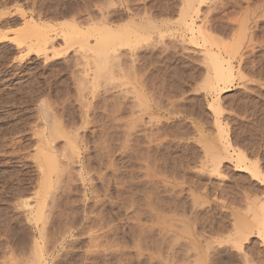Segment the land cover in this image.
<instances>
[{
  "label": "rangeland",
  "instance_id": "rangeland-1",
  "mask_svg": "<svg viewBox=\"0 0 264 264\" xmlns=\"http://www.w3.org/2000/svg\"><path fill=\"white\" fill-rule=\"evenodd\" d=\"M195 1L0 0V264H264V0ZM43 138L65 171L41 223Z\"/></svg>",
  "mask_w": 264,
  "mask_h": 264
},
{
  "label": "bare ground",
  "instance_id": "bare-ground-1",
  "mask_svg": "<svg viewBox=\"0 0 264 264\" xmlns=\"http://www.w3.org/2000/svg\"><path fill=\"white\" fill-rule=\"evenodd\" d=\"M188 1H189V3H188ZM192 1V2H191ZM193 1H195V0H187V2H186V0H185V3L186 4H188L189 6H188V8H189V10H191V9H194L195 8V5L193 4L194 2ZM200 1H202V0H200ZM204 1V0H203ZM197 2V0L195 1V3ZM199 2V1H198ZM197 2V3H198ZM184 3V4H185ZM200 3V2H199ZM200 6V5H199ZM184 7V6H183ZM181 10H182V8H181ZM197 10V9H196ZM199 10V9H198ZM184 11V13L185 14H187L186 12H187V10H186V12H185V9L183 10ZM183 11H181L182 13H183ZM173 12V11H172ZM189 12H191V11H189ZM195 13V14H194ZM193 13V15H196V13H198V14H200L199 12H194ZM207 13H209V12H207ZM212 13V12H211ZM185 14H183V15H185ZM197 14V15H198ZM205 14V13H204ZM210 14V13H209ZM178 15H180V14H178ZM182 14L180 15L181 17L183 16ZM180 17V19H182ZM188 17V18H187ZM189 17L190 16H186V18L187 19H189ZM197 17V16H196ZM105 18V17H104ZM108 18V17H107ZM179 18V17H178ZM244 18V17H243ZM110 19V18H109ZM207 19V18H206ZM210 19V18H209ZM214 19V18H213ZM248 19V18H247ZM256 19V18H255ZM108 20V19H107ZM169 20V19H168ZM201 20V19H200ZM35 21V20H34ZM33 20L31 21V20H29L27 23H26V26H25V28L26 29H32L31 31H33V30H35L36 31V34H39V33H41V34H43V36L44 35H47L48 34V32H47V34H46V31L47 30H49L50 28H52V27H50V28H48V25L47 26H42V25H40L39 23H37V22H34ZM77 21V20H76ZM110 21V20H109ZM108 21V22H109ZM167 21V20H166ZM179 21V20H178ZM202 21V20H201ZM207 21H209V20H207ZM241 21V20H240ZM248 21V20H247ZM169 22V21H168ZM181 22H182V25H183V22H185L184 23V26L183 27H185V31H186V33H188V34H186V36H189V39H187L188 41H191V40H194L195 39V37H197L196 36V32L198 33L199 31L196 29V27L194 26L195 25V23H194V17L193 16H191V18L189 19V20H185V18H184V21H182L181 20ZM202 23V22H201ZM206 23V22H205ZM209 23V22H208ZM257 23V22H256ZM79 24V23H78ZM198 24V23H197ZM242 24H243V22H242ZM201 25V24H200ZM205 25H207V24H205ZM95 26V25H94ZM243 26V25H242ZM29 27V28H28ZM93 27V26H92ZM100 27V26H99ZM102 27H103V25H102ZM209 27V26H208ZM241 27V24L239 25V28ZM245 27H246V25H245ZM74 28H75V30L76 31H79V29L77 30V28L78 27H76L75 25H74ZM107 28V27H106ZM200 28V27H199ZM211 28V27H210ZM238 28V29H239ZM244 28V27H243ZM99 29H101V28H99ZM176 29V28H175ZM200 29H202V28H200ZM199 29V30H200ZM241 29V28H240ZM239 29V30H240ZM245 29V28H244ZM243 29V30H244ZM52 30V29H51ZM50 30V31H51ZM93 30H94V28H93ZM102 30V29H101ZM217 30V29H216ZM252 30V29H251ZM34 31V32H35ZM241 31V30H240ZM254 31V30H253ZM28 33H31V32H29V31H27ZM39 32V33H38ZM74 32V31H73ZM72 32V33H73ZM92 32V31H91ZM202 32H205V30L203 31V29H202ZM201 32V30H200V32L198 33V35L199 34H201L200 36H202L201 38H205V34H206V32H205V34H203ZM209 32V31H208ZM92 33H94V32H92ZM95 33H96V31H95ZM183 34H184V31H183ZM209 34V33H208ZM207 34V36H209ZM242 34V33H241ZM246 34V32L243 34V35H245ZM73 35V34H72ZM75 35V34H74ZM236 35V34H235ZM40 36H42V35H40ZM69 36V35H68ZM183 36V35H182ZM185 36V35H184ZM184 36H183V38H184ZM212 36V35H211ZM241 36V35H240ZM37 37V36H36ZM39 37V36H38ZM46 37V39L47 40H49L48 38H47V36H45ZM49 37V36H48ZM69 37H71V36H69ZM76 37V36H75ZM78 37V36H77ZM210 37V36H209ZM249 37V36H248ZM44 38V37H43ZM54 39H55V37H53ZM65 38V37H64ZM81 38H82V36H81ZM208 37H206L205 39L208 41V39H207ZM234 38V37H233ZM241 38V37H240ZM40 39H41V37H40ZM52 39V38H51ZM53 39V40H54ZM71 39V38H70ZM78 39L79 38H77V41H78ZM83 39V38H82ZM167 39V38H166ZM42 40H44L43 41V43L45 42V39H42ZM172 40H174V39H172ZM186 40V39H185ZM204 39H202V41H203ZM205 40V41H206ZM241 40V39H240ZM80 41V40H79ZM175 41V40H174ZM181 41V40H180ZM204 41V42H205ZM213 41V40H212ZM211 41V42H212ZM42 42V41H41ZM50 42V41H49ZM176 42V41H175ZM195 42V41H194ZM237 42V41H236ZM235 42V43H236ZM239 42L240 41H238V44H239ZM79 43V42H78ZM187 43V42H186ZM192 43H193V41H192ZM45 44H46V42H45ZM51 44H52V42H51ZM205 44H207V42L205 43ZM228 44V43H227ZM48 45V44H47ZM187 45V44H186ZM224 45V44H223ZM231 45V44H230ZM235 45V44H234ZM241 45V44H240ZM53 46V45H52ZM238 46V45H237ZM29 47H30V45H29ZM183 47H184V45H183ZM212 47V46H211ZM228 47H231V46H228ZM240 47V46H239ZM29 49H31V48H29ZM167 49V48H166ZM183 49V48H182ZM188 49V48H187ZM225 49V48H224ZM230 49H232V47L230 48ZM235 49V48H234ZM237 49V48H236ZM185 50V49H184ZM207 51L209 50V49H206ZM227 50V49H226ZM239 50V49H238ZM166 51V50H165ZM206 51V52H207ZM211 50H209L208 52L209 53H211L210 52ZM232 51V50H231ZM202 52V51H201ZM227 52V51H226ZM233 52V51H232ZM231 53V52H230ZM236 53V52H235ZM59 54V53H58ZM165 54H166V52H165ZM207 54V55H206ZM212 54H213V52H212ZM215 54V53H214ZM219 54V53H218ZM205 55L206 56H208V61L210 62V60H211V64L210 63H208L207 64V66H211L212 67V69H213V73H214V75H210L209 74V76H207L206 75V77H205V79L207 80V88L209 87V88H211V89H215V90H217V93L219 94V93H221V92H223V91H225L226 90V88L225 87H222V85L224 86L225 84H227V83H231V81H233V78H234V73H233V66H232V64L230 65V63H228L227 61L228 60H226L225 58H224V60H223V58H222V56L221 57H219V56H217L216 54V56L215 55H211V54H209L208 55V53H205ZM243 55V54H242ZM234 56H235V54H234ZM233 56V57H234ZM88 56H86V58H87ZM205 57V56H204ZM211 59H210V58ZM236 57V56H235ZM234 57V58H235ZM206 58V57H205ZM241 58H243V57H241ZM210 59V60H209ZM238 59V58H237ZM189 60H191V59H189ZM196 60V59H195ZM204 60V59H203ZM243 60H244V58H243ZM193 61V60H192ZM206 61H207V59H206ZM207 61V62H208ZM242 61V60H241ZM188 62V61H187ZM201 63H202V61H200ZM88 63V62H87ZM205 65H206V63H205V61L203 62ZM201 65H203V64H201ZM89 66V65H88ZM196 66V65H195ZM194 66V67H195ZM209 66V67H210ZM232 66V67H231ZM208 67V68H209ZM207 68V69H208ZM203 69H205V68H203ZM211 69V70H212ZM211 70H209L210 72H212ZM208 70H206V74H207V72L208 73H210ZM191 73V72H190ZM191 74H193V73H191ZM190 74V75H191ZM205 74V73H204ZM208 77V78H207ZM236 78V77H235ZM234 78V79H235ZM208 88V89H209ZM227 89H228V87H227ZM209 91H210V89H209ZM216 92V91H215ZM216 103V102H215ZM215 107V106H214ZM58 120V119H57ZM58 122V121H57ZM53 123V125H52V131H50L51 133V135L49 134V136H52V137H58V136H62V131H61V129L62 128H60V126H59V124H60V122H59V124L58 123ZM76 132V131H75ZM41 134H43V133H41ZM70 134V133H69ZM77 135V134H76ZM43 136H45V134L43 135ZM66 136H67V134H66ZM46 137V136H45ZM44 137V138H45ZM48 137V136H47ZM70 137V136H69ZM74 137V136H73ZM43 138V139H44ZM59 138V137H58ZM72 138V137H71ZM79 138V137H78ZM53 139H55V138H53ZM69 139V138H68ZM67 139V140H68ZM75 139V138H74ZM39 140V139H38ZM45 140V139H44ZM46 140H49V137L46 139ZM46 140H45V143L44 144H47V145H43V146H41L40 147V149L38 150V152H37V156L38 157H35V158H37V160H38V158L40 159V161L38 160V167H37V169L39 170V172H41L40 174H41V177L38 179L39 180V183H40V185H39V189L37 190L36 189V192L37 193H35L34 195H35V199H36V204H35V206L33 205H28V204H24L25 206H27V207H29V210L28 211H26L29 215H28V217H29V220H34L35 219V221H37V220H43V219H41L42 217H43V215L45 214V212H44V207L46 206L45 204L47 203L46 201L48 200L47 198H49V196H48V194L50 193V190L52 189V191H53V188H54V191H55V189L57 190V188H55L54 186H53V188H52V185H54V182H55V179H61V174L63 175V173H64V171H65V169L63 170V168H61L60 167V164L58 163V160H57V157H56V155H55V153L52 151L53 149H52V147L53 146H49V143L51 144L52 142H50V141H47L46 142ZM57 140V139H56ZM226 140V139H225ZM41 141H43V140H41ZM40 141V142H41ZM54 141V140H53ZM72 141V140H71ZM76 140H73V142H75ZM212 142V141H211ZM38 143V142H37ZM42 144H43V142H41ZM54 143V142H53ZM80 143V142H79ZM216 144V143H215ZM218 144V143H217ZM220 144V146H221V143H219ZM224 144V143H223ZM69 145H71V144H69ZM76 144H75V146L72 144L71 145V155L72 154H76V150H78L77 148H76ZM68 147V146H67ZM213 149H215V145H214V147L213 146H211ZM223 149H225L226 151H225V153L227 152L229 155H230V152H229V148L231 147V145H230V143H228V144H225V145H223ZM38 148V147H37ZM222 149V150H223ZM67 150H69L70 151V148L69 149H67L66 148V151ZM215 150H218V146L216 147V149ZM214 150V151H215ZM220 150H221V148H220ZM220 150H218V152L220 151ZM56 151V150H55ZM63 153H64V151H62ZM216 152V151H215ZM223 152H224V150H223ZM65 153H67V152H65ZM70 153V152H69ZM77 153H78V151H77ZM214 153V152H213ZM217 153V152H216ZM226 153V154H227ZM79 154V153H78ZM77 154V155H78ZM220 154V153H219ZM227 154V155H228ZM234 154H235V152H234ZM68 155V154H67ZM70 155V154H69ZM70 155V156H71ZM76 155V156H77ZM223 155V154H222ZM245 154L243 153V154H241V152H239V153H237L236 154V156H238V159L240 158L241 160H243L244 162H246V157L244 156ZM73 156V155H72ZM71 156V157H72ZM76 156H75V158H76ZM215 154H213V156H212V158H215ZM225 156V155H224ZM79 157V156H78ZM210 157V156H209ZM219 157H221L220 155H218L216 158H218L217 159V161H219L220 159H222V158H224L223 156L221 157V158H219ZM65 158V157H64ZM73 158V157H72ZM212 158H210V161L211 162H213V160H215V159H212ZM226 158H228L227 156H226ZM237 158V157H236ZM74 159V158H73ZM212 159V160H211ZM230 159V158H229ZM237 159V160H238ZM68 160V159H67ZM240 160V161H241ZM247 160H248V158H247ZM69 161H71V160H69ZM216 160H215V167H217V166H220L221 165V161L218 163ZM249 161V160H248ZM37 162V161H36ZM63 162V161H62ZM210 162V163H211ZM209 163V164H210ZM214 163V162H213ZM243 163V162H242ZM253 163V162H252ZM208 164V165H209ZM239 164H241V163H239ZM68 165V164H67ZM236 165H237V162H236ZM254 165V164H253ZM64 167L66 166V164H64L63 165ZM244 166V165H243ZM67 167V166H66ZM65 167V168H66ZM210 167H211V164H210ZM248 167H250V166H248ZM253 167V166H252ZM256 166H254V168H255ZM68 168V167H67ZM253 168V174L254 175H257V169L255 168L254 169ZM258 168V167H257ZM216 169H218V168H216ZM215 169V170H216ZM67 170V169H66ZM213 171V170H212ZM214 173V172H213ZM221 173V172H220ZM55 174V175H54ZM67 174V173H66ZM258 174H260V172H258ZM54 175V176H53ZM58 176H60L59 178H58ZM54 177V178H53ZM65 180V179H64ZM67 180H69V179H67ZM59 181V180H58ZM57 180H56V182H58ZM55 182V183H56ZM69 182V181H68ZM57 184V183H56ZM94 188V187H93ZM54 193H56V192H54ZM50 196H52V197H54V198H56L55 196H53L52 195V192H51V194H49ZM48 196V197H47ZM35 199H34V202H35ZM47 199V200H46ZM57 200V199H56ZM54 202V201H53ZM54 204V203H53ZM253 204V203H252ZM254 204H256V203H254ZM253 204V205H254ZM17 206V205H16ZM19 206H21V205H19ZM24 206V207H25ZM255 206V205H254ZM27 207H25V209L27 208ZM261 207H263L264 208V206H261ZM23 209V208H22ZM260 209H262V208H260ZM251 211H253V209H251ZM263 211H264V209H263ZM262 211V215L264 214V212ZM46 214H47V212H46ZM45 214V215H46ZM254 214V213H253ZM258 218H259V216H257ZM260 218H261V216H260ZM263 218V217H262ZM27 219V218H26ZM28 220V219H27ZM39 220V221H40ZM256 220H258L257 218H256ZM256 220L254 219V221H255V224H257L260 220H258L257 222H256ZM263 220V219H262ZM19 221V220H18ZM29 222V221H28ZM41 222V221H40ZM44 221H42L41 223H43ZM26 223V222H25ZM261 223H262V221H261ZM260 223V224H261ZM244 224V223H243ZM28 225V224H27ZM42 225V224H41ZM30 226V225H29ZM245 226V225H244ZM258 226V225H257ZM262 226H264V222H263V225ZM39 227V226H38ZM247 226H245V228H246ZM259 227V226H258ZM261 228H263V227H261ZM42 231V230H41ZM65 232V231H64ZM66 232H68V231H66ZM250 232H251V230H250ZM43 233V232H42ZM259 233V234H258ZM44 234V233H43ZM257 234L260 236V237H262V238H264V228L263 229H259V231H258V229H257ZM64 235V234H63ZM259 237V238H260ZM231 242H233V240L231 241ZM239 245H240V243H239ZM232 246H233V244H232ZM241 246V245H240ZM241 248V247H240ZM239 248V249H240ZM225 249V248H224ZM216 250V249H215ZM48 251V250H47ZM229 252H230V250H229ZM1 253V252H0ZM39 253V252H38ZM41 253V252H40ZM43 253V252H42ZM49 253H50V251H49ZM228 254H230V253H228ZM220 255V254H219ZM35 256H36V254H35ZM44 256V255H43ZM232 256V255H231ZM218 258V257H217ZM228 258V257H227ZM233 258V257H232ZM36 264L38 263V264H41V260L43 259L42 258V254H39V255H37L36 256ZM216 259V258H215ZM35 262V261H34ZM43 263V262H42ZM214 264H224L223 263V261L221 260V258H220V261H218L217 259H216V261H214Z\"/></svg>",
  "mask_w": 264,
  "mask_h": 264
}]
</instances>
